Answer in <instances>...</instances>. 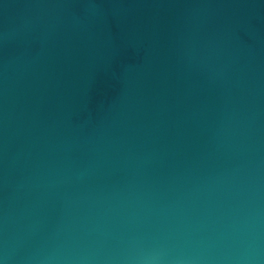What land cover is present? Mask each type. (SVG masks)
<instances>
[{"label": "water", "instance_id": "1", "mask_svg": "<svg viewBox=\"0 0 264 264\" xmlns=\"http://www.w3.org/2000/svg\"><path fill=\"white\" fill-rule=\"evenodd\" d=\"M0 264H264V0H0Z\"/></svg>", "mask_w": 264, "mask_h": 264}]
</instances>
